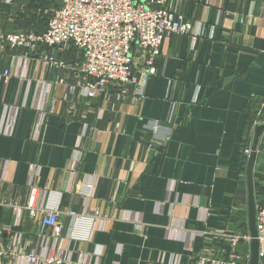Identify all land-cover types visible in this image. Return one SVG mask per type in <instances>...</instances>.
<instances>
[{"label":"crops","instance_id":"obj_1","mask_svg":"<svg viewBox=\"0 0 264 264\" xmlns=\"http://www.w3.org/2000/svg\"><path fill=\"white\" fill-rule=\"evenodd\" d=\"M12 1L0 0V11ZM166 8L198 37L167 36L152 76L134 51L139 77L128 94L73 92L81 78L70 46L30 55L23 77L13 60L23 54L0 50V75L11 74L0 79L2 264H31L24 256L52 245L40 238L50 228L39 217L25 211L15 223L31 186L43 207L80 214L59 217L66 264H194L222 243L205 244L201 232L248 231L242 154L264 120V0H168ZM253 181L263 201L264 135Z\"/></svg>","mask_w":264,"mask_h":264},{"label":"built area","instance_id":"obj_2","mask_svg":"<svg viewBox=\"0 0 264 264\" xmlns=\"http://www.w3.org/2000/svg\"><path fill=\"white\" fill-rule=\"evenodd\" d=\"M168 0H62L61 7L52 11L48 18L47 28L43 34L21 31L5 33L0 31V50L8 47L11 50H26L23 58L15 59L19 76H24L23 67L30 55H34L42 46L56 48L62 52L69 46L76 48L79 59L73 70L81 81L73 87L84 97L94 98L111 89L121 94H128V85L134 81V51L144 55V70L147 75H155L154 60L160 55L161 45L169 35H188L195 43L198 34L190 23L182 21L174 12L166 8ZM57 68H65L63 61L44 58ZM18 75V74H16ZM11 76L8 70L3 71L0 79L4 83ZM138 94V92L136 93ZM134 94V96H138ZM139 99V98H138ZM157 127L154 125L153 130ZM250 147L243 150L248 159ZM15 223L23 212L30 218L39 217L41 226L50 228V235L40 238L50 239L52 245L46 244L39 256H24L35 264H66L69 260L58 246L64 232L60 215L78 218L71 210L48 209L42 206L40 193L31 186L27 203L24 207H14ZM97 215V212L93 214ZM256 229L258 240V264H264V200L256 204ZM205 244L222 242L225 247L215 255L207 250L200 254L194 264H249L250 249L245 255L237 253L240 243L248 247L251 242L249 232L240 234L225 230L201 232ZM50 244V241L48 242ZM4 250L0 249V264ZM170 264H176L173 258Z\"/></svg>","mask_w":264,"mask_h":264},{"label":"trees","instance_id":"obj_3","mask_svg":"<svg viewBox=\"0 0 264 264\" xmlns=\"http://www.w3.org/2000/svg\"><path fill=\"white\" fill-rule=\"evenodd\" d=\"M48 1H51L52 3H54L53 6L55 10L61 7L62 0H25L22 3H20L18 0H14L12 1V5L2 6L1 11H0V17L2 16V19H4L6 16L11 15L12 21L2 22V24L0 25V28L6 32L21 31L25 33H34L37 35L43 34L46 31L48 18L51 13V12H48L44 14V10H45L44 3ZM16 4H18L19 6L17 7ZM21 4H23V7H21L22 6ZM5 20L6 19H4L3 21ZM38 49L43 50L44 46L39 47ZM15 52H21L23 54L26 52V50L19 49V50H15ZM69 53H71L72 55H75V53L78 54L76 48L72 46H70V48L68 49L67 55ZM60 56H62L61 53H58L57 59H61ZM247 143H249V140L246 142V144ZM242 157L246 161V158L243 154H242ZM255 201L257 205L262 202L256 199ZM242 226L247 227V223L244 222ZM222 247H225L226 250H228V245L223 246L221 243L219 246V249ZM236 250H237V253L241 255H245L248 252L249 247L246 244L240 243L238 247L236 248Z\"/></svg>","mask_w":264,"mask_h":264},{"label":"water","instance_id":"obj_4","mask_svg":"<svg viewBox=\"0 0 264 264\" xmlns=\"http://www.w3.org/2000/svg\"><path fill=\"white\" fill-rule=\"evenodd\" d=\"M53 47L45 46V49ZM137 79L139 74L135 76ZM264 135V120L260 118L254 124L252 130V137L250 142V154L247 159L246 174H247V208H248V220L247 227L251 237L249 245L250 249V260L249 264H258V240H257V229H256V201H255V190L253 181V170L256 160V153L258 152L261 139Z\"/></svg>","mask_w":264,"mask_h":264},{"label":"rangeland","instance_id":"obj_5","mask_svg":"<svg viewBox=\"0 0 264 264\" xmlns=\"http://www.w3.org/2000/svg\"><path fill=\"white\" fill-rule=\"evenodd\" d=\"M140 60V59H139ZM138 62V60H135V63ZM135 67V65H133V68Z\"/></svg>","mask_w":264,"mask_h":264}]
</instances>
